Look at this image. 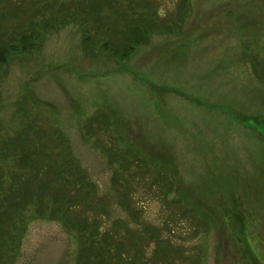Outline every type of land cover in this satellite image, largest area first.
Here are the masks:
<instances>
[{"label":"rangeland","instance_id":"obj_1","mask_svg":"<svg viewBox=\"0 0 264 264\" xmlns=\"http://www.w3.org/2000/svg\"><path fill=\"white\" fill-rule=\"evenodd\" d=\"M47 4L0 0V48L32 20L76 18L0 62L6 187L22 174L14 138L47 131L86 177L75 195L91 194L67 219L129 262L264 264V0ZM53 207L5 225L0 264H77L83 242Z\"/></svg>","mask_w":264,"mask_h":264},{"label":"trees","instance_id":"obj_2","mask_svg":"<svg viewBox=\"0 0 264 264\" xmlns=\"http://www.w3.org/2000/svg\"><path fill=\"white\" fill-rule=\"evenodd\" d=\"M34 2L39 5L43 4L42 9H40L42 12L49 8L47 0H34ZM73 21H76L75 15L57 17L53 20H48L45 17L35 21L32 20L25 29L13 36L11 44L0 48V62L6 60L14 52L27 53L33 50L39 41L40 33L53 32V30L55 31V29H59ZM85 41L87 43L92 42L88 37L85 38ZM101 48L110 54L121 55L117 50L110 48L107 41L102 44ZM58 134V139L64 138L61 133ZM42 135L50 143L51 140L49 139L52 138L47 131L39 134L34 140L30 138V132H25V135H18L14 138L10 148L15 150V155L21 156L18 159V164L13 168L22 174L12 177L13 182L8 188L3 180L5 173L3 166H5L6 159L9 158L8 154H12L13 151L8 148L0 150V171H2V179L0 180V233L4 230L5 225L8 226V222L17 220L18 216L24 218V209L26 210L28 205H35V212L38 211L39 216L43 217L48 202H52L54 206L52 208L53 214L58 208L56 214L60 216V219H63L67 227L77 231L80 240L83 242V250L80 252L77 264H134L126 259V254L121 251V248H114L111 235L106 236L105 234L102 237L103 234L90 227L89 224H77L75 221L67 219L66 210L68 211V208H64L65 206L86 208V206L92 204L89 199L91 194L85 193L86 197L82 199H78L75 195L79 191L84 192L82 184L85 183L86 177L76 159L72 156L69 157L71 151L69 147H66L69 145L67 141L58 143L56 146L58 153L57 151L51 153V146L42 141L40 138ZM65 152L69 154H65ZM54 155H58V157L56 158ZM60 157L61 161L65 162H62V166L58 162ZM121 166L125 167L124 164H121ZM25 173H31L32 175ZM57 187L66 190L55 196L54 191ZM67 192L73 193L70 195ZM113 249L115 250L113 251ZM140 259L144 260L143 257ZM139 264H143V262Z\"/></svg>","mask_w":264,"mask_h":264}]
</instances>
